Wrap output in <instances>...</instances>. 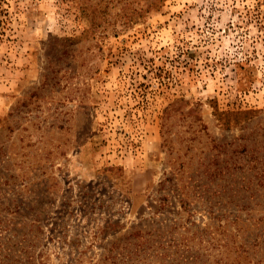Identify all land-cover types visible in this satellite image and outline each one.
I'll list each match as a JSON object with an SVG mask.
<instances>
[{
    "label": "rangeland",
    "instance_id": "1",
    "mask_svg": "<svg viewBox=\"0 0 264 264\" xmlns=\"http://www.w3.org/2000/svg\"><path fill=\"white\" fill-rule=\"evenodd\" d=\"M0 264H264V0H0Z\"/></svg>",
    "mask_w": 264,
    "mask_h": 264
}]
</instances>
